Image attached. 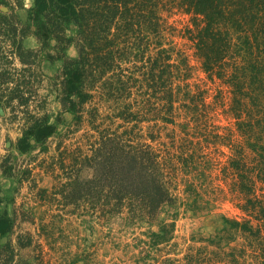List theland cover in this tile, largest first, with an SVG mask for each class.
<instances>
[{
	"label": "trees",
	"instance_id": "trees-1",
	"mask_svg": "<svg viewBox=\"0 0 264 264\" xmlns=\"http://www.w3.org/2000/svg\"><path fill=\"white\" fill-rule=\"evenodd\" d=\"M20 9L23 0H0V112L21 123L11 149L41 146L35 166L17 174L13 156L1 158L0 172L15 180L16 194L28 185L34 205L2 196L10 212L0 213V264H44L47 247L64 264H94L95 227L116 221L148 225L136 239V264H264V0H34L26 23ZM169 10L190 18L182 36L208 80L222 87L214 103L207 89L188 83V58L168 41ZM30 35L39 50L25 47ZM47 36L63 62L54 97L74 114L53 150L47 143L57 124L39 94ZM219 106L235 130L215 123ZM224 146L231 153L221 173L240 213L182 252L175 225L161 215L178 201L180 172L205 175L219 153L227 156ZM40 173L51 187L40 186ZM203 200L190 206L207 209Z\"/></svg>",
	"mask_w": 264,
	"mask_h": 264
},
{
	"label": "rangeland",
	"instance_id": "rangeland-1",
	"mask_svg": "<svg viewBox=\"0 0 264 264\" xmlns=\"http://www.w3.org/2000/svg\"><path fill=\"white\" fill-rule=\"evenodd\" d=\"M33 4L34 0H23V9L19 10V16L25 23L29 22V10L33 7ZM163 16L169 27L168 41H172V44L170 45L177 50L185 52V56H187L192 68L191 77L188 80V83L192 86V90H196L195 87L201 85L202 88H205L208 91L206 95L208 97L207 101L209 103H214L217 99L213 97L217 95L222 87L218 84H213L208 80L202 69L201 62L195 54L194 47H192V44L188 39L182 36L184 26L190 20L189 16L178 10L164 11ZM35 24L36 23L34 22L33 25ZM74 33L75 27L71 26L67 31V34L71 37ZM46 42L49 43V48L45 49L40 56L43 82L40 85L39 94L42 99L47 100L46 108L50 111L49 115L51 123L57 124L58 134L52 136L47 143L53 150L60 135L64 134L72 124L74 114L62 111L59 103L54 97L58 89V78L62 75L63 62L55 49V41L47 36ZM24 44L27 49L33 51L39 50L41 46L34 35L27 37ZM68 55L71 58H74L77 55L76 49L74 47L71 48L68 51ZM177 60L179 61V59ZM224 100L228 103L230 98H224ZM223 108L224 107L222 106L216 108L213 120L217 125L224 127V129L231 128L235 130V120L233 117L225 114ZM11 116L12 114L10 110H1L0 112V161L2 157L12 155L13 159L11 167L14 168L13 174H17L19 170H24L29 163H31V166H35L33 158L38 155L41 145L34 144L32 150L27 153H20L15 149H11L10 142H14V144L16 143L17 138L20 136L18 125L21 124L17 120H13L14 123H10ZM57 120L59 123H57ZM170 130L171 127H169L168 131ZM164 138L168 142V138L165 136ZM222 150L227 156L219 153L217 155V165L205 175H185L183 172H180L177 183L178 201L172 206H167L161 215V219L165 220V222L173 223L175 225L174 240L175 243H178L179 245L178 250H182V252L195 243V241H193L194 238H208L217 235L224 226L225 217H233L240 213L238 208L239 200L237 196L231 192L230 185L223 180L221 173L222 165L228 159L231 149L224 146L221 148V151ZM43 156L44 155H40V158ZM38 171L39 170H37L36 173H38ZM38 178L41 187H51L53 179L50 176H47L45 173H40ZM190 187L193 188L192 192L189 191ZM0 188L1 214H7L10 212V209L7 208L8 204L2 200V196L6 198H16V204L18 206L24 202H27L26 207L34 205L33 201L30 200L31 193L28 185H24L20 192L16 194L15 189L17 188V184L15 180L3 175L1 172ZM198 196L204 199L200 203L202 205L207 204V209L195 210L194 207L192 208L190 206L193 204L195 198L198 199ZM36 212L40 214L41 209H37ZM79 227V231L85 236L88 232H85L83 226ZM157 227L158 225H154L152 229L156 230ZM24 228H28V226ZM95 229L97 233L96 237H100V239L94 264H136L135 260L138 252L134 246L136 244V239L144 238L142 234L147 231V224L141 227L129 228L123 227L121 222L116 221L109 226H96ZM3 241H6V238H4ZM46 249L44 264H64L61 254L58 253L59 255H53L48 247ZM72 250L75 251V248H72ZM21 254L26 258L30 257V255L32 256L33 252L23 251ZM51 254L54 256L53 258ZM152 264L154 263L152 262Z\"/></svg>",
	"mask_w": 264,
	"mask_h": 264
}]
</instances>
